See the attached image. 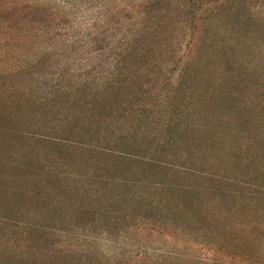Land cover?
<instances>
[{"label": "rangeland", "instance_id": "obj_1", "mask_svg": "<svg viewBox=\"0 0 264 264\" xmlns=\"http://www.w3.org/2000/svg\"><path fill=\"white\" fill-rule=\"evenodd\" d=\"M156 1L0 0V264H264V4Z\"/></svg>", "mask_w": 264, "mask_h": 264}, {"label": "trees", "instance_id": "obj_2", "mask_svg": "<svg viewBox=\"0 0 264 264\" xmlns=\"http://www.w3.org/2000/svg\"><path fill=\"white\" fill-rule=\"evenodd\" d=\"M156 2L160 3V1H158V0ZM165 2L168 3L169 5L175 4L177 6V8H181V9L183 8L184 9V12H183L182 15L184 16V18H188L186 21H188V24L190 25V28H186L185 27V30H186L185 31L186 32L185 35L186 36H190L191 38L194 37V35H195L196 31H197V25H196V23H197V21H198V19L200 17H203L202 15H206V17H207V23H208L209 17L212 18L214 16H217V14H220L222 16H224L223 14H225L226 16H228L229 14H231V12H233L235 9H237L235 11V13H237V15H238L241 10L252 9L257 4H258V6H260V4H264V0H165ZM63 4L65 5V3H63ZM73 9H75L77 11L76 13H78V11H80V8H73ZM100 16H101V13H100ZM113 18L115 20L116 19V15H114ZM101 19L103 21L102 24L103 25H107L112 20V16L103 14ZM92 27H97V23H94ZM95 32H96V30H95ZM94 34L95 33H93V34L87 33L85 35V32H84L83 35H85V36H92ZM61 77L62 76L60 74V78ZM60 88H62V87H60ZM145 92L146 91H143V93H145ZM149 94H152V91L149 92V93H146L145 95L144 94L143 95L141 94L137 98L138 103H139V108H137L136 110H140L141 111V114L144 113V112L147 113V110L145 109V105L148 106V103L146 101H149V100H146L145 101V99L147 98V96ZM91 103H94V102L92 101ZM91 103L90 102H84L83 103V106H87L88 104L90 106ZM147 114H149V116H150V112L147 113ZM79 136H82V135H79ZM75 143H78V141H76ZM67 145H69V144H66V146ZM127 147H130V148L131 147H135V144L134 145L127 144ZM99 154L100 155L104 154V156H106V159H107L111 155V152H110V149L107 150V149L102 148L101 149V152H99ZM123 154H124L125 157H127V156L128 157H132V158H133V156L134 157H137L133 153H129V152H125V153L123 152ZM137 158H135V159H137ZM103 159L105 160V158H103ZM103 159H101V156H99V159H98L99 161H98V163H96V167H95L96 169L97 168L100 169V167H103L102 166ZM136 161H138V160H136ZM99 162L102 163V164H100ZM141 163L146 164L147 161L146 160H143V162H141ZM109 165H110V168L111 169L114 168V165L112 163H110ZM214 178H216V181H219V182H223L224 183L223 189H226L227 191H228V189L229 190H232V191H228L229 193H233L234 194L235 192H237L236 189H233V188L229 187L231 185V183L233 185H235L234 182H231L230 178H228V177H224V178L223 177H219L218 178L217 176L216 177L214 176ZM213 180H215V179H213ZM227 184L229 186H226ZM254 188H256V187H254ZM256 189H258V187ZM226 192H223V193H226ZM252 196L255 197V195H253V194H252ZM14 228H15V226H13V225L9 226V230H10L11 233L13 232ZM23 232L24 233L26 232L28 234H32L33 233V232L29 231V230L27 231L26 228H24L22 226L21 227V231L19 230V233L22 235ZM12 234L15 237V241H19L16 238L17 236L14 233H12ZM24 235H26V234H24ZM24 235H22V237H21V242L28 243L29 242V238L28 237H25Z\"/></svg>", "mask_w": 264, "mask_h": 264}]
</instances>
